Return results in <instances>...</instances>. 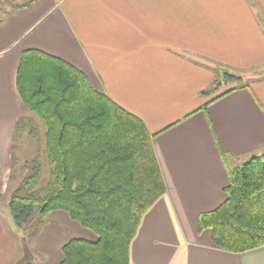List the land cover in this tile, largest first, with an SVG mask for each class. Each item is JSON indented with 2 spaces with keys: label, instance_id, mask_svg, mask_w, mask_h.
<instances>
[{
  "label": "crops",
  "instance_id": "crops-1",
  "mask_svg": "<svg viewBox=\"0 0 264 264\" xmlns=\"http://www.w3.org/2000/svg\"><path fill=\"white\" fill-rule=\"evenodd\" d=\"M27 49L82 71L151 135L166 191L142 215L129 264H264V246L230 253L197 230L199 215L226 198L228 167L264 154V81L225 83L215 68L245 75L264 67V0H35L4 16L1 193L12 154L23 155L31 141L26 134L13 141L16 122L29 115L16 89ZM54 212L29 240L0 202V264H30L37 243L42 264L59 263L65 239L83 231Z\"/></svg>",
  "mask_w": 264,
  "mask_h": 264
},
{
  "label": "trees",
  "instance_id": "trees-1",
  "mask_svg": "<svg viewBox=\"0 0 264 264\" xmlns=\"http://www.w3.org/2000/svg\"><path fill=\"white\" fill-rule=\"evenodd\" d=\"M34 2L2 0L0 19ZM219 76L243 82L226 69ZM16 89L29 115L16 122L13 141L26 134L34 156L9 194L14 226L31 239L49 213L63 211L97 239H70L58 264H129L142 215L166 191L144 123L95 90L82 71L40 50L21 52ZM44 162L48 179L39 186ZM224 194L222 204L199 215L198 233L208 230L213 246L230 253L263 247L264 154L228 167Z\"/></svg>",
  "mask_w": 264,
  "mask_h": 264
},
{
  "label": "rangeland",
  "instance_id": "rangeland-1",
  "mask_svg": "<svg viewBox=\"0 0 264 264\" xmlns=\"http://www.w3.org/2000/svg\"><path fill=\"white\" fill-rule=\"evenodd\" d=\"M0 1H2V0H0ZM15 1H19V0H15ZM215 68H216V70L223 71V68H221V67L215 66ZM241 76L242 77H246V78L250 77L251 78L250 80L257 79V80H260V81H264V67H262L260 69H256V70H254V71H252L250 73H247L245 75L242 74ZM246 82L249 83L248 80H246ZM28 142L26 141V150L23 152V155L20 156V155L16 154L15 162L13 164V167H10V168H12L10 172H12V174H13V178L10 181V186L7 187V190L5 192H3V193L0 192L1 195H2V200L0 201L1 205L2 204H3V206L6 205L7 210H8L7 203H8L9 194L11 193V191L13 189H15L17 187L18 182H19V180L21 179V177L23 176V173H24L21 170L22 164H23L24 160H30L34 156L33 155L34 154L33 153L34 152L33 148L31 147V150L28 149V146L31 145V144H34V141L31 140V141H28ZM47 179H48V168H47V165L44 162V167H43V170H42V177H41V181L39 183V186L44 185L47 182ZM54 213H62L63 215H67L63 211H57V212H54ZM75 225H77V227H79V229H81L80 231H83V232H81L79 234L78 233H73L75 235H71V237L65 239V243L68 242L70 239H73V238L84 239V240L91 241V242H94L97 239V237L91 231H89L87 229L85 230V228H82L77 223ZM84 231H88V232H84ZM22 232H23V234H25L24 231H22ZM29 240H31V239H29ZM37 244H38V247L35 246L34 248H32L30 250L29 253L27 252V255H32L33 256L32 259H31V263L30 264H42L41 257L38 254V249H40L39 248L40 245H39V243H37ZM21 263H27L28 264L29 261H28V259H25V260L21 261Z\"/></svg>",
  "mask_w": 264,
  "mask_h": 264
}]
</instances>
